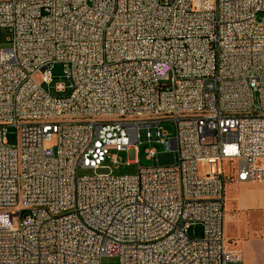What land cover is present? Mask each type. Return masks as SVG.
<instances>
[{"label": "built area", "instance_id": "built-area-1", "mask_svg": "<svg viewBox=\"0 0 264 264\" xmlns=\"http://www.w3.org/2000/svg\"><path fill=\"white\" fill-rule=\"evenodd\" d=\"M1 28L0 264H243L225 189L264 181V0H0ZM152 141L171 158L95 172Z\"/></svg>", "mask_w": 264, "mask_h": 264}, {"label": "crops", "instance_id": "crops-1", "mask_svg": "<svg viewBox=\"0 0 264 264\" xmlns=\"http://www.w3.org/2000/svg\"><path fill=\"white\" fill-rule=\"evenodd\" d=\"M223 231L243 264H264V181L226 185Z\"/></svg>", "mask_w": 264, "mask_h": 264}, {"label": "rangeland", "instance_id": "rangeland-1", "mask_svg": "<svg viewBox=\"0 0 264 264\" xmlns=\"http://www.w3.org/2000/svg\"><path fill=\"white\" fill-rule=\"evenodd\" d=\"M10 32L5 29H0V49L1 48H8L10 46L9 42ZM64 65L62 63H55L51 68V75H52V86L55 83H64L65 84V91L57 93L53 90V87L50 89V93L54 96H67L69 93L68 88V81L63 76ZM39 79V78H38ZM162 84H168L167 81H163ZM162 128L172 136L174 134L175 124L173 121H162L161 122ZM17 141V129L14 126H9L6 133V142L8 145H15ZM155 147L158 151V159L152 158L150 160L145 158V149L147 147ZM162 146L159 143L152 141L151 143L143 142L138 144L136 147H130L127 151H116L110 150L106 159L102 162L104 167L97 169L96 173H105L111 170L115 175H131L137 172L140 166H148V165H156L158 160L167 161L171 158V156L167 153L161 152ZM115 156L118 161V166L115 165L111 161V157ZM127 161H132L131 163H127ZM94 172L90 169H78L79 175H92ZM27 210H21L19 216L23 218L27 215ZM201 233V226L194 225L191 226L188 230V234L190 237L199 236ZM102 264H116V260L114 258L103 257Z\"/></svg>", "mask_w": 264, "mask_h": 264}]
</instances>
